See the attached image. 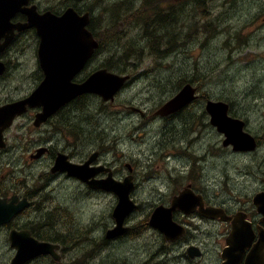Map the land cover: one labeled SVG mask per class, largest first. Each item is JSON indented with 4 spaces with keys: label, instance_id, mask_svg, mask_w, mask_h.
Segmentation results:
<instances>
[{
    "label": "rangeland",
    "instance_id": "1",
    "mask_svg": "<svg viewBox=\"0 0 264 264\" xmlns=\"http://www.w3.org/2000/svg\"><path fill=\"white\" fill-rule=\"evenodd\" d=\"M34 1L43 7L51 6L55 9L61 3L68 2ZM144 2L145 0L80 2L81 8L90 9L94 14L97 28L95 32L100 38L98 44H101V48L98 46L93 59L99 58L103 64L101 68H107L105 64L119 65V57L111 58V55L123 52L125 43H133L136 48L146 47L151 44H146L147 39L155 41L153 36L160 34V24L152 28V25L146 27L147 21L138 23L130 20L136 17L130 13L142 7ZM155 3L182 12L181 18L187 20L184 21V33L187 35L184 39V33L179 36V41L183 42L175 48L170 45L173 48L170 52H175L170 55L159 52L153 56L147 48L143 56L127 60L123 73L131 74L134 79L116 93L114 100L106 101L101 95H88L82 99L85 103L82 110L73 112L70 106L61 111L62 117L75 113L74 118L79 121L82 115V127L76 129L62 124L66 134L72 136L63 139L55 133L56 144H72V153L77 159L96 148H106L103 160H109L113 166L120 167L133 161L140 164V169L146 174L143 177L144 185L149 188H146L148 195L139 202L140 207L136 209L137 219L145 218V213L153 211L159 201L163 200L160 195L148 193L162 186L161 178L176 181L178 187L191 181L207 198L225 208L234 209L242 205L256 213L257 208L252 198L264 188V0H205L204 7L200 9L195 7L193 0H156ZM114 4L119 8L115 9ZM119 12L120 20L117 19ZM152 12L154 10L149 11L147 16ZM110 17L115 22L108 30ZM219 20L221 23L217 26L215 36L204 31L205 23ZM178 31L181 32L182 29L179 27ZM166 40L168 38L163 40L161 50L168 46L164 45ZM194 58H207V66H199L203 67H200L202 74L208 73V80L203 85L195 83L199 87L200 97L177 117L162 119L157 115V109L181 87V70L184 66L193 65ZM113 71L122 73L117 67ZM194 75L198 76L197 73ZM208 98L230 102V114L244 119L247 131L261 141L256 151H235L232 144L224 145L225 134L210 123V115L206 110ZM77 104L78 102L74 105ZM138 108L145 111L144 116L135 112ZM69 123L74 124L75 121L71 120ZM7 160L3 159L4 162ZM32 173L31 170L9 169L6 179L13 182L20 176H31ZM84 190V186L78 188L77 185H72L71 191L66 194L73 195ZM113 198L112 195L102 194L98 200L88 193L79 219L97 212L101 216V225L110 226L113 217L111 213L116 204ZM72 202L81 203L79 199H73ZM73 213L72 209L71 214ZM257 214L261 216V220L263 214ZM178 216L182 220L197 223L202 228L193 237L209 253L214 249L209 254L207 264H217L219 250L225 244L226 237L223 236L221 226L210 228L209 224L198 219H187L180 212ZM3 239L5 238L0 236V240ZM119 242L125 245L123 241ZM145 245L143 242L137 244L142 249H146ZM150 250L154 252L156 249L150 246ZM118 251L113 248L104 250L103 264H123L115 254ZM13 253L9 245L6 248L1 245L0 264H9ZM142 256L141 253V258ZM182 258L181 263L188 264V259ZM131 263V260H127L124 264ZM39 264H49V261L42 260ZM190 264L202 263L193 261Z\"/></svg>",
    "mask_w": 264,
    "mask_h": 264
},
{
    "label": "flooded vegetation",
    "instance_id": "2",
    "mask_svg": "<svg viewBox=\"0 0 264 264\" xmlns=\"http://www.w3.org/2000/svg\"><path fill=\"white\" fill-rule=\"evenodd\" d=\"M67 1L61 3L60 7L55 9L51 6L43 7L42 4L31 0L20 5L23 10L14 13L10 19H7V13L0 12V108L25 101L31 97L46 76L45 68L41 63V37L38 28L25 25L29 21L27 10L34 7L36 13L52 12L61 15L68 8L73 7L79 15L89 12L90 22L87 29L97 41H100L98 34L95 32L97 28L92 10L79 6L80 2L85 0ZM146 1L150 2L149 0ZM157 7L158 11L164 9L170 12L173 10V8L167 9L161 4ZM0 9H3V7H0ZM35 10L31 11L34 12ZM146 24H148V21ZM158 25L159 21L155 20L151 27L156 28ZM98 46L101 48V44ZM98 46L93 49L92 56L85 61L83 67L75 74L72 79L73 83L81 84L93 72L101 69L103 64H101L99 58L95 57L93 59ZM52 62L53 59L50 63L54 64ZM133 79L134 77L131 75L130 81ZM87 96V93H85L73 98L59 108L56 113L47 117L46 120H40V114L45 110L43 103L40 105L19 104L4 111L0 109V171H2L0 173V214L2 212L6 213L7 209L18 207L22 201L27 202L26 206L14 215L9 222L0 225V236L5 238L0 240V246L4 245L6 248L9 245V248L14 252V256L15 249L10 242V233L13 230L18 232L30 231V234L37 241L53 244L55 252L54 254L40 255L26 264H39L42 260H48L49 264H103V251L112 248L116 251L122 250L115 254L118 259L122 260L123 264L127 260H131V264H182V256L188 259V264L193 261H201L202 264H207V260L210 258L209 254L213 253L214 249L209 253L202 243L194 239V234L202 228L197 223L182 220L178 216V212L186 215L187 219H198V221L207 223L210 228L220 225L223 236H226L225 241L230 235L232 222L205 216L198 208L191 213L184 210L173 211L169 220L170 224L167 225L171 232L169 236L150 223L153 211L146 212L145 218L137 219L135 216L137 210H135L125 220L124 228L126 231L113 238L107 237L108 231L114 229L115 219L113 217L110 226L104 227L101 225V216L97 212L92 216L86 214L83 219H79L88 193L91 194L92 198L95 197L98 200L101 199L102 194L112 195L115 203L118 202V195L113 191L93 188L87 181L70 176L67 171H54L53 168L56 166V161L61 154L67 161L83 163L92 154L97 153L91 167L98 171L94 177L89 178V181L105 180L110 185H121L128 176H132L133 191L130 196L138 204V208L140 207L139 202L148 195L146 188H149L144 185L143 181L146 174L140 169V164L135 161L126 162L120 167L113 166L109 160H103V151L106 148H96L88 155L77 159L72 153V144L69 142L65 146L56 144L55 133L63 139L72 136L66 134L65 126L62 124H67L68 127L76 129L82 127L80 125L82 115L81 121H79L74 118L75 113H69L68 116L62 117L61 111L70 106L73 112L82 110L84 108L83 104H85L82 99ZM76 102L78 104L74 105ZM139 109L141 108H138L135 112L144 116L145 111L142 109L139 111ZM178 112L159 117L162 119L174 118L179 115ZM77 115L79 116L80 112ZM71 120H74L75 123L70 124ZM209 120H211V116H209ZM256 141L257 147L252 151H248V153H252L259 148L261 141L259 138ZM60 146L62 148H59ZM244 155L246 154L244 153ZM4 158L8 160L4 162ZM9 169L31 170L33 173L31 176H20L10 182L6 179V172H9ZM160 181L162 183L160 188L148 192L150 195L161 196L163 200L159 201V204L170 207L173 197L186 188L188 191H193L194 197L201 199L205 206L223 208L226 216H235L237 211H248L250 216L247 214V219L254 229L255 239L260 238L259 226L264 227V223L261 221L262 219L259 220L261 216L257 212L252 213L249 208L242 205L234 209L225 208V206L207 198L191 181H187L181 187L176 185V181L165 178H161ZM72 185H77L78 188L84 186L85 190L78 191L73 195L66 194V192L71 191ZM262 191H264V188L257 193ZM73 199H79L81 203L72 202ZM12 203L14 204L11 205ZM72 209L73 214H71ZM111 216H113V213H111ZM175 234H179L178 237ZM119 241H123L125 245ZM139 242L146 243V249L137 246ZM160 242L162 243L159 244ZM150 246L155 247L156 250L151 252ZM192 246L198 252L194 256L190 252ZM225 246L226 244L221 245L217 264H221L223 261L222 251ZM177 250L178 252H176ZM210 264H214V262Z\"/></svg>",
    "mask_w": 264,
    "mask_h": 264
},
{
    "label": "water",
    "instance_id": "3",
    "mask_svg": "<svg viewBox=\"0 0 264 264\" xmlns=\"http://www.w3.org/2000/svg\"><path fill=\"white\" fill-rule=\"evenodd\" d=\"M29 0H0V12L7 13V19L23 10L20 5ZM27 10L29 21L26 26H36L41 37L40 57L42 66L45 68V79L34 94L25 101L17 102L0 108L2 111L16 107L19 104L40 105V100L45 104V110L40 114V120H46L47 117L56 113L59 108L72 100L73 98L85 94L95 93L103 97L104 100H114L116 93L129 81V74H119L108 68H101L93 72L87 80L81 84L73 83L75 74L83 67L85 61L93 53V49L98 46V41L87 29L90 22V13L79 15L78 12L70 7L62 15H56L52 12H46L43 15ZM36 12V11H35ZM54 58L59 61L54 66L50 61ZM61 61V63H60ZM70 62V63H68ZM52 67L54 69H52ZM196 87V86H195ZM198 98L197 87L194 88L187 83L169 99L158 111L160 115H169L192 103ZM230 105L223 100L208 99L206 110L211 116L212 125L216 126L219 132L225 134L224 145L232 144L236 151H248L255 149L256 137L250 132L245 131L246 122L239 117L229 114ZM59 155L54 171H67L70 176H75L85 180L93 188H100L113 191L118 195V204L113 211L117 226L107 233L108 238H113L126 231L124 228L125 218L136 208V204L131 200L130 194L133 191L131 182L132 176H128L124 184L110 185L107 181H89L94 177L98 170L91 167V163L96 159L97 153L93 154L85 163L77 164L67 161ZM193 192L184 189L176 195L169 208L163 205L158 206L152 216L150 223L158 227L168 236L171 232L165 220L169 221L171 213L176 209L189 212L193 210L196 204L201 203V199L193 197ZM192 196L193 198H191ZM201 198V197H200ZM258 212L263 214L264 223V191L257 193L253 199ZM12 203L11 205H13ZM27 202H20L18 207L7 209V212L0 214V225L9 222L14 215L26 206ZM191 204V205H190ZM201 211L208 216H222L224 220L232 221V231L227 237V246L223 250V264H239L240 252H242V261L245 258L247 264H264V227L259 226L260 238L254 242L255 232L250 222L246 220V214L226 216L221 209H208ZM225 215V216H224ZM170 224V223H169ZM10 241L17 252L10 264H25L43 254H54L55 246L38 242L33 238L29 231L18 232L13 230L10 234ZM196 253V248H192ZM247 249H250L246 254Z\"/></svg>",
    "mask_w": 264,
    "mask_h": 264
},
{
    "label": "trees",
    "instance_id": "4",
    "mask_svg": "<svg viewBox=\"0 0 264 264\" xmlns=\"http://www.w3.org/2000/svg\"><path fill=\"white\" fill-rule=\"evenodd\" d=\"M194 1V5L195 7H198L199 9L204 7V3L205 0H193ZM114 8L117 9L119 8V6L117 4ZM151 10H154V12H152L151 15L147 16V13ZM158 7L156 5V3L154 1H150V2H145L144 5H142V7L138 8L137 10H135L133 13L130 14H134L133 16L136 17H132L130 20L136 21L138 23H143L144 21H148V24H146V27H149V23L150 25H152V23L155 20L159 21V24L161 25V27L159 28L161 30L160 34H156L153 37L156 38L155 41H153L150 37L151 40L145 41L146 44L149 42L151 44H149L146 47H138L136 48L133 43H125V50L123 52L117 53L116 55L112 54V57H119L120 59V63L117 66H112V65H104L107 68H109L110 70H113L114 67H117L118 70H120V72H125L126 70V64H127V60H131L132 57L135 58H139L141 56H143L145 54V51L147 48H149L150 50V55L155 56L157 53L159 52H163L164 54L170 55L173 52H170L173 48L177 47L178 44L182 41H179V36L180 34L184 33L185 29H186V24L185 22H187V20L181 18V14L182 12L179 10H171V12L168 13H164V11L166 10H160L158 11ZM264 11V10H263ZM167 12V11H166ZM185 12V10L183 11V13ZM129 14V15H130ZM120 12L118 13L117 19L120 20ZM183 20V21H182ZM185 21V22H184ZM115 20L112 19V17H110L109 21H108V30L111 28L112 23H114ZM220 20L215 22V21H208L207 23H205L203 25V29L206 33H211L210 35H216L217 32V26H220ZM181 28L182 31L179 32L178 28ZM187 34L184 33V35L182 36V39H184V37ZM181 37V36H180ZM165 38H168V40H166L165 45V49L161 50V46H163V40ZM142 43V42H140ZM170 45L173 46V48H170ZM170 52V53H169ZM175 53V52H174ZM207 58H194L193 59V65L189 64L188 66H184L183 69L181 70V77H180V82H179V86H184L185 84L189 83V84H199V85H203V83H205L208 80V77H206V75H208V73L202 74L200 71V67L202 66H207L206 64V60ZM202 65V66H199ZM203 69V67H202ZM206 69V68H205ZM195 73L198 74V76L194 75ZM191 75V77H189L188 75ZM208 97V96H207ZM185 110L182 109L181 111H179L177 114H180L181 112H183Z\"/></svg>",
    "mask_w": 264,
    "mask_h": 264
},
{
    "label": "bare ground",
    "instance_id": "5",
    "mask_svg": "<svg viewBox=\"0 0 264 264\" xmlns=\"http://www.w3.org/2000/svg\"><path fill=\"white\" fill-rule=\"evenodd\" d=\"M29 1H31V0H29ZM28 1V2H29ZM27 2V3H28ZM26 4V3H25ZM34 8V7H33ZM73 8V7H72ZM36 11V10H35ZM34 11V13H36ZM46 13V12H45ZM45 13H43V14H45ZM37 14H40V15H43L42 13H37ZM54 14H56V13H54ZM56 15H58V14H56ZM62 15V14H61ZM60 16V15H59ZM93 35V34H92ZM99 45V44H98ZM93 52H94V50H93ZM93 54V53H92ZM92 54L89 56V57H91L92 56ZM53 59V62H54V64L55 63H58L59 61H57V60H55L54 58H52ZM52 62V63H53ZM60 63H61V61H60ZM54 64H51L52 66H54ZM52 69H54L53 67H52ZM113 71V70H112ZM127 85V83L119 90V91H121L125 86ZM194 88H196L197 86L195 85V84H191ZM196 86V87H195ZM180 90V89H179ZM178 90V91H179ZM177 91V92H178ZM176 92V93H177ZM175 93V94H176ZM174 94V95H175ZM197 94H198V98L200 97V95H199V87H197ZM87 95H95V96H99V94H95V93H87ZM173 95V96H174ZM172 96V97H173ZM172 97H170L169 99H171ZM197 98V99H198ZM168 99V100H169ZM196 99V100H197ZM208 99H213V100H223V101H225V102H227V103H229V105L231 106V104H230V102H228V101H226V100H224V99H214V98H208ZM207 99V100H208ZM167 100V101H168ZM195 100V101H196ZM207 100H206V103H207ZM166 101V102H167ZM195 101H193L192 103H194ZM165 102V103H166ZM41 103H43V105H44V107H45V104H44V102H43V100H41ZM165 103H163L158 109H157V111L165 104ZM192 103H190L189 105H191ZM188 106V105H187ZM142 109V108H141ZM182 110V109H181ZM139 111H141L140 109H139ZM157 111H156V113H157ZM180 111V110H179ZM178 112V111H177ZM208 112V111H207ZM176 113V112H175ZM231 113V110L229 109V114ZM171 114H174V113H171ZM171 114H169V115H171ZM157 115L158 116H163V117H165V116H169V115H160V114H158L157 113ZM210 115V114H209ZM231 115V114H230ZM234 116V115H233ZM236 117V116H235ZM244 120V119H243ZM216 127V126H215ZM217 128V127H216ZM218 130V129H217ZM194 137H196V136H194ZM194 139V138H193ZM257 142V141H256ZM256 147H257V145H256ZM233 149H234V146H233ZM191 149H189V151H190ZM252 150H254V149H252ZM252 150H248V151H252ZM236 151V150H235ZM248 151H245V152H248ZM183 154V153H182ZM189 155V154H188ZM174 163V162H173ZM126 180H127V178H126ZM126 180H125V182H126ZM124 182V183H125ZM131 182H132V179H131ZM124 183H122V184H124ZM132 185H133V182H132ZM186 189V188H185ZM253 204L255 205V203H254V201H253ZM191 205V204H190ZM256 206V205H255ZM194 209L193 210H191V211H189L188 213H191V212H193V211H195L197 208L200 210V212L202 213V214H205V213H203L202 211H201V208L205 211V210H208V209H221V210H223L224 212H225V210L223 209V208H219V207H212V206H205V204H204V202H201V203H199V204H196L194 207H193ZM256 208H257V206H256ZM257 210V212H258V209H256ZM247 211H237L236 212V215H239V217L240 218H242V213H244V214H246V220L248 221V219H247V214L249 215V213L247 212ZM259 213V212H258ZM225 214H226V212H225ZM262 214V213H261ZM205 215H207V214H205ZM95 216V215H94ZM225 216V215H224ZM250 216V215H249ZM211 217V216H210ZM96 218H97V216H96ZM213 218H221L222 219V216L221 215H219V216H215V217H213ZM165 222H166V224L168 225L169 224V221H166L165 220ZM232 222V221H231ZM249 222V221H248ZM184 228V227H183ZM231 231H232V229H231ZM231 233V232H230ZM172 238V237H171ZM178 239V238H177ZM249 251H250V249H249ZM190 252H191V255L192 256H194V255H196L197 253L192 249V248H190ZM239 258H240V263L239 264H247V262L245 263V261H246V259L244 258L243 259V261H242V252H240V256H239ZM222 259H223V261H222V263L221 264H223V262H224V258H223V251H222Z\"/></svg>",
    "mask_w": 264,
    "mask_h": 264
}]
</instances>
